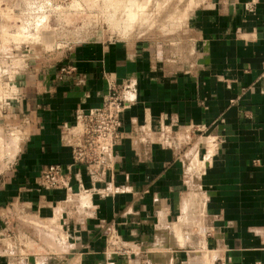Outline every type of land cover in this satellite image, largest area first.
<instances>
[{"label":"crops","instance_id":"0c3cea01","mask_svg":"<svg viewBox=\"0 0 264 264\" xmlns=\"http://www.w3.org/2000/svg\"><path fill=\"white\" fill-rule=\"evenodd\" d=\"M204 3L181 56L125 48L52 78L23 72L22 143L0 178V264H264V0ZM110 82L127 102L122 137L107 164H76L65 125L101 106ZM53 163L69 180L46 189ZM108 226L130 253L110 254Z\"/></svg>","mask_w":264,"mask_h":264},{"label":"rangeland","instance_id":"374dc122","mask_svg":"<svg viewBox=\"0 0 264 264\" xmlns=\"http://www.w3.org/2000/svg\"><path fill=\"white\" fill-rule=\"evenodd\" d=\"M144 1L0 0L1 179L22 143L24 71L31 79L40 71L52 78L87 53L116 61L125 48L158 61L184 54L188 15L208 0Z\"/></svg>","mask_w":264,"mask_h":264},{"label":"built area","instance_id":"2783aa9c","mask_svg":"<svg viewBox=\"0 0 264 264\" xmlns=\"http://www.w3.org/2000/svg\"><path fill=\"white\" fill-rule=\"evenodd\" d=\"M126 103L118 84L110 82L109 93L101 106L75 111V124L65 125V141L71 148L74 163L85 164L90 168L108 163L107 158L122 137L120 128ZM68 180L60 164H49L42 172V186L46 189L65 187ZM105 236L110 254L124 255L131 252L113 226L106 228ZM222 264L228 262L222 261Z\"/></svg>","mask_w":264,"mask_h":264},{"label":"bare ground","instance_id":"6f19581e","mask_svg":"<svg viewBox=\"0 0 264 264\" xmlns=\"http://www.w3.org/2000/svg\"><path fill=\"white\" fill-rule=\"evenodd\" d=\"M130 1H131V0H130ZM144 2H146V0H145ZM129 3H130V2H129ZM132 3H134V1H133ZM142 5H143V4H142ZM139 6H141V5H139ZM133 14H135V13L132 12L131 15H133Z\"/></svg>","mask_w":264,"mask_h":264}]
</instances>
